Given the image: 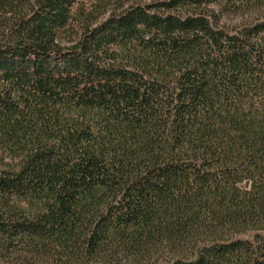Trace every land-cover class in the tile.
<instances>
[{"label": "trees", "instance_id": "trees-1", "mask_svg": "<svg viewBox=\"0 0 264 264\" xmlns=\"http://www.w3.org/2000/svg\"><path fill=\"white\" fill-rule=\"evenodd\" d=\"M97 20L0 0V264H264V0Z\"/></svg>", "mask_w": 264, "mask_h": 264}, {"label": "rangeland", "instance_id": "rangeland-1", "mask_svg": "<svg viewBox=\"0 0 264 264\" xmlns=\"http://www.w3.org/2000/svg\"><path fill=\"white\" fill-rule=\"evenodd\" d=\"M163 0H80L81 7L91 10L95 17L98 18L97 22H101L108 15L112 13H120L125 8L131 5L146 4L152 2H159ZM223 5L219 3L204 4L200 8L207 11L209 14L214 15L219 21V25L226 27H237L241 23L256 17L257 14L250 13L247 15L240 13H228L223 11ZM95 25V24H94Z\"/></svg>", "mask_w": 264, "mask_h": 264}]
</instances>
